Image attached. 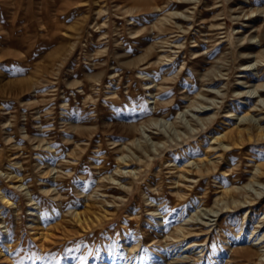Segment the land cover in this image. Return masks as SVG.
I'll use <instances>...</instances> for the list:
<instances>
[{
    "label": "rangeland",
    "instance_id": "1",
    "mask_svg": "<svg viewBox=\"0 0 264 264\" xmlns=\"http://www.w3.org/2000/svg\"><path fill=\"white\" fill-rule=\"evenodd\" d=\"M262 84L264 0H0V264H264Z\"/></svg>",
    "mask_w": 264,
    "mask_h": 264
},
{
    "label": "bare ground",
    "instance_id": "2",
    "mask_svg": "<svg viewBox=\"0 0 264 264\" xmlns=\"http://www.w3.org/2000/svg\"><path fill=\"white\" fill-rule=\"evenodd\" d=\"M255 90L257 91L256 93H260V95L258 96V97H260V98H263L262 100H261V102H262V104H260L263 108H264V94H262V92H264V84H262V85H260V86H257L256 88H255ZM257 99H259V98H257ZM258 105V104H257ZM257 105H255V107H257ZM247 116V115H246ZM239 119V118H238ZM242 121V120H241ZM253 121V120H252ZM255 122V121H254ZM253 122V123H254ZM251 121L249 122V124L251 125ZM258 131H259V134L261 135V134H263L264 133V128L263 127H261V126H259V129H258ZM235 133H236V135H235ZM245 134H246V130L244 131V130H242V129H238V131L237 132H232V137L233 138H237L238 136L239 137H241V138H243L244 136H245ZM226 135L227 134H224L222 137H220V138H216L217 140H221V139H223L224 137H226ZM238 135V136H237ZM259 135V136H260ZM227 137H229V136H227ZM220 143H221V141H220ZM229 144V143H228ZM228 147V146H227ZM237 203V202H236ZM262 243H264V242H262ZM240 251V250H239ZM238 251V252H239ZM244 253L246 254V259H247V257L248 258H250L251 257V254H253L250 250H247V249H245V251H244ZM243 253V254H244ZM245 256V255H244ZM242 257V256H241ZM253 257V256H252ZM259 257H264V255H259ZM263 258H261L260 260H262Z\"/></svg>",
    "mask_w": 264,
    "mask_h": 264
}]
</instances>
